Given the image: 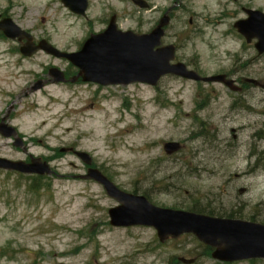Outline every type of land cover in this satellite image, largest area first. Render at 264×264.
I'll return each instance as SVG.
<instances>
[{
    "label": "rangeland",
    "instance_id": "374dc122",
    "mask_svg": "<svg viewBox=\"0 0 264 264\" xmlns=\"http://www.w3.org/2000/svg\"><path fill=\"white\" fill-rule=\"evenodd\" d=\"M145 1L149 9L131 0H88L81 18L60 0H0V17L11 18L38 42L74 53L111 16L120 31L149 33L176 2ZM243 8L264 12V0H182L170 14L162 45L174 44L175 61L199 75L264 84V55L233 27L246 18ZM18 47L0 33V122L14 127L22 142L15 147L13 138L0 136V157L27 163L38 158L55 175L0 170V264H180L178 258L226 264L214 261L192 235L160 243L152 228L112 227L107 212L118 203L95 182L74 179L87 168L63 148L89 154L93 167L119 189L146 193L158 207L264 224V141L255 144V134L264 131V91H251L250 109L238 114L229 110L223 85L173 76L156 87L84 82L30 93L33 78L24 72L40 64L62 71L65 63L42 50L32 63L21 61ZM203 89V98L211 100L200 111L196 97ZM168 141L181 145L171 159L162 149Z\"/></svg>",
    "mask_w": 264,
    "mask_h": 264
},
{
    "label": "water",
    "instance_id": "95a60500",
    "mask_svg": "<svg viewBox=\"0 0 264 264\" xmlns=\"http://www.w3.org/2000/svg\"><path fill=\"white\" fill-rule=\"evenodd\" d=\"M131 1L141 9L148 8L144 0ZM181 1L177 0L172 9ZM61 2L71 12L81 16L85 15L88 7L87 0H61ZM172 9L169 8L156 27L147 34L117 30L113 17L105 31L91 35L75 53L61 52L45 40L40 41L37 46L34 45L32 37L10 18L0 21V31L10 40L27 39V43L20 48L22 55L31 56L37 50H42L57 58L67 59L79 69L78 76H81L84 82H95L104 86L132 83L156 86L163 76L174 75L196 82L222 83L230 89H236L234 81L226 79L225 75L201 77L195 71L188 70L183 63H171L175 59L176 48L174 45L161 46V40L165 35V28L170 23L169 13ZM244 12L247 17L236 21L233 27L247 44L255 41L254 49L258 55H263L264 13L246 9ZM50 73L55 81L63 80L62 72L59 70L52 69ZM247 82L264 88V85L254 79H248ZM0 133L5 137H15L14 128L3 123H0ZM15 140L14 145L21 147V140L18 138ZM179 149L180 145L175 142H167L163 145V150L168 155ZM61 152H71L89 167L85 175L74 178L96 182L102 186L109 198L118 203L107 212L112 227H150L156 231L160 243L186 234L194 235L198 241L213 249L212 259L222 263L264 259V224L155 206L142 195L119 189L101 171L92 168V158L87 153L72 148H63ZM0 169L41 177L55 175L50 165L38 158H31L30 162L26 163L0 157ZM239 193H244V189H240ZM178 261L183 264H193L195 259L179 258Z\"/></svg>",
    "mask_w": 264,
    "mask_h": 264
},
{
    "label": "flooded vegetation",
    "instance_id": "af4514ba",
    "mask_svg": "<svg viewBox=\"0 0 264 264\" xmlns=\"http://www.w3.org/2000/svg\"><path fill=\"white\" fill-rule=\"evenodd\" d=\"M244 9L245 8H243L242 10H244ZM253 10H255V9H253ZM113 17L115 18V23H116V16L115 15L111 16L110 19H112ZM2 19H4V18L0 17V21ZM108 23H106V24H108ZM26 32H28V31H26ZM9 41H11V43H13V45L14 44L19 45V47H18V52H19L20 46L24 45L27 42V39L24 38L22 41H18V40H15V41L9 40ZM32 41L36 44L38 43V41H36L35 38H33ZM35 57H36V54H34L32 56H22L19 54L20 60L24 61V62H28V63L29 62L32 63V61L35 59ZM46 57L48 59H51L54 61L56 60L59 63H65V67L63 69H61L65 79L62 82H54L49 76L50 75L49 70L51 68H57V67L52 66V65L45 66L43 64L36 65L34 70L26 71V72H24V74H22L24 76L27 75V76H31L33 78L32 82L30 84V87H29L30 93H37V92L42 93L46 90V88L51 87V86H57L58 87V86H67V85H71L74 83H84L83 80L81 79V77H77L78 71H76L75 67H73L67 60L57 59V58H55L53 56H49V55H47ZM15 67L20 69L17 66H15ZM19 73H21V72H19ZM224 75H226V74H224ZM229 76L230 75H226V78L234 81V83L237 86V88L235 87L236 89H230V88L224 87L225 91L228 92L227 100L230 101L229 110L233 113H236V114L242 113L243 111L250 109L251 105L249 104V102L254 100L253 97L251 96V91H254V90L264 91V89L259 88V87L249 88L248 86L250 84L247 82V78H239L238 79L239 81H237V80H235V78H231ZM72 80H75V82H72ZM38 82H40L42 87L40 89L36 90V92H32V89L36 86V84H38ZM205 90L206 89L201 90V92L198 93L197 97H196V99L201 103L200 105H197V107H198L197 109L200 111H203L205 108H207L210 105L211 99L210 98H208V99L203 98V97L208 95V93H206ZM209 96H210V94H209ZM0 97H1L0 102H3L4 100H3V94L2 93L0 94ZM205 100H207V103H204ZM263 101H264V98L262 100H260V102H263ZM233 116H234V114L227 115L226 119L232 120ZM201 120L204 121L203 119H201ZM20 136H21V134H20ZM234 138L236 139V135H234ZM255 139H256L255 144H258V142H260V143L263 142L264 141V131H260V133L255 134ZM261 155L264 156V153H262ZM165 157H166V159L172 158V156H165ZM29 161H30V157L28 158V162Z\"/></svg>",
    "mask_w": 264,
    "mask_h": 264
},
{
    "label": "trees",
    "instance_id": "16d2710c",
    "mask_svg": "<svg viewBox=\"0 0 264 264\" xmlns=\"http://www.w3.org/2000/svg\"><path fill=\"white\" fill-rule=\"evenodd\" d=\"M145 195H146V193H145ZM148 197V196H147ZM199 212H201V211H199ZM202 213H204V212H202Z\"/></svg>",
    "mask_w": 264,
    "mask_h": 264
}]
</instances>
